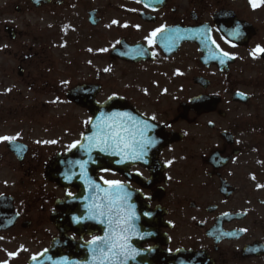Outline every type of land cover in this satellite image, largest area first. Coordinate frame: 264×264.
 <instances>
[{
  "label": "flooded vegetation",
  "instance_id": "flooded-vegetation-1",
  "mask_svg": "<svg viewBox=\"0 0 264 264\" xmlns=\"http://www.w3.org/2000/svg\"><path fill=\"white\" fill-rule=\"evenodd\" d=\"M43 1L42 50L18 46L11 56L29 70L35 98L0 105V138H16L0 141V223H13L0 231V264H28L55 241L62 249L101 237L96 223L73 230L71 213L81 209L64 203L60 157L79 142V113L87 112L66 98L64 63L73 64L74 87H100L97 104L123 99L122 107L158 126L145 131L155 138L146 154L155 161L122 165L130 180L99 174L140 191L154 211L149 225L136 219L137 232L150 237L142 247L156 252L145 264H264V52L252 55L264 49V29L257 8L249 0ZM193 32L195 40H184ZM46 44L57 63L43 58ZM52 64L56 71L30 72ZM109 155L105 167L116 162Z\"/></svg>",
  "mask_w": 264,
  "mask_h": 264
},
{
  "label": "snow or ice",
  "instance_id": "snow-or-ice-1",
  "mask_svg": "<svg viewBox=\"0 0 264 264\" xmlns=\"http://www.w3.org/2000/svg\"><path fill=\"white\" fill-rule=\"evenodd\" d=\"M249 2L253 8L264 6V0H249ZM164 31L165 29L161 28L152 32L148 43L154 44L155 37ZM234 35L238 36L239 32H236ZM260 52H264V49L258 47L253 51V57L255 58L256 54ZM222 55L229 59L234 58L227 52L222 53ZM224 62V60H221V63ZM110 119L111 122H105L104 124V128H107V132L104 135L86 138L89 141V147L93 146V144H98L100 145V151H106L111 148V154L113 155L125 153L129 154L133 159H142L146 154L147 147L151 143L145 136L148 125L144 124L141 127L136 121H133L131 116H127L126 114L124 118L113 117ZM117 119L132 121L133 124H136V129L132 130L122 122L116 123ZM96 127L104 131V128H101L100 124H97ZM15 139V137H3L0 138V141L7 140L11 143ZM71 147H76V145H72ZM105 183L111 186L114 196L106 193L107 205L95 203L90 205L87 219L95 220L101 224L107 223L110 231L103 237L93 238L90 241V251L93 253V259L96 261V264H127L129 258H134L138 254L128 242L134 232L133 221L137 217L131 205H128L127 210H125L129 195L123 186L118 181H105ZM33 259L37 258L33 257Z\"/></svg>",
  "mask_w": 264,
  "mask_h": 264
},
{
  "label": "rangeland",
  "instance_id": "rangeland-1",
  "mask_svg": "<svg viewBox=\"0 0 264 264\" xmlns=\"http://www.w3.org/2000/svg\"><path fill=\"white\" fill-rule=\"evenodd\" d=\"M17 0H0V29L2 26L8 25L10 21L13 22L14 27L17 30L24 31V37L19 39L17 42H11L8 36L4 37L0 32V105H10V104H27L32 103L34 96V91L31 88L30 82L27 74L25 75V81L21 80L18 75V63L16 60L11 58L18 51V46L27 45L29 48H35L41 51L43 48L40 30L42 27V22L40 19L41 12H35L34 9L26 4L18 6ZM17 6V7H16ZM20 7L24 13L22 15H17L15 8ZM240 8H243L240 4ZM260 11V12H259ZM256 17L261 19L260 27L264 29V6L257 7ZM30 24V27L26 25ZM26 30V31H25ZM28 33V35H27ZM71 42V41H70ZM69 42V43H70ZM47 55L43 58L46 60H52L53 63H57L58 55L52 49V45H45ZM28 53L25 50L24 56L27 57ZM66 58V57H65ZM58 64H52V66H45L39 69H30V72H44V71H56ZM63 71H61V82L67 90H70L76 84V74L71 65L68 63L62 64ZM29 70L25 69V72ZM26 82V84L24 83ZM3 109V107H0ZM85 113L80 112L79 118L86 120L87 116ZM81 130V128H80ZM82 131V130H81Z\"/></svg>",
  "mask_w": 264,
  "mask_h": 264
},
{
  "label": "water",
  "instance_id": "water-1",
  "mask_svg": "<svg viewBox=\"0 0 264 264\" xmlns=\"http://www.w3.org/2000/svg\"><path fill=\"white\" fill-rule=\"evenodd\" d=\"M87 137H91V131L88 133L86 137H84L83 143L77 148L80 154L88 155L91 151V147H89V141L86 139ZM98 145V144H96ZM82 160H85L80 156ZM69 257V256H68ZM70 258V257H69ZM71 259V258H70ZM31 264H71V262L67 261L64 257H61L60 254H56L55 250L45 254L44 256L36 259Z\"/></svg>",
  "mask_w": 264,
  "mask_h": 264
}]
</instances>
